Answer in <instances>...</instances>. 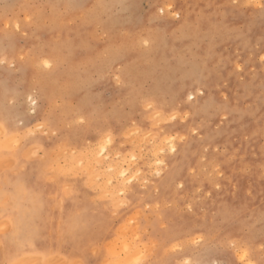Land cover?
Here are the masks:
<instances>
[{
  "label": "rangeland",
  "instance_id": "rangeland-1",
  "mask_svg": "<svg viewBox=\"0 0 264 264\" xmlns=\"http://www.w3.org/2000/svg\"><path fill=\"white\" fill-rule=\"evenodd\" d=\"M49 3L60 4L62 0H0V60L7 61L0 64V102L6 90L21 97L31 94L34 85L45 94L54 92L71 75L70 65L63 61L70 55L75 57L72 49L82 39L79 22L75 16L66 19L60 15V9L55 13L48 9L41 17L42 10L37 6ZM129 3L132 5L129 9H113L106 22L111 24L113 32L124 33L137 46L129 48L110 68H93L87 73L92 86L67 101V116L71 119L73 108L82 105L90 110L95 122H104L126 110L138 112L145 94L183 108L190 121L187 129L196 135L181 131L186 137L183 147L177 141L179 150L175 156L169 153L171 163L166 162L158 183L152 177V172L157 170L154 160L150 162V171L145 173L144 168L140 171L150 191L162 189L156 202L162 206L165 202L169 204L178 221L177 235L191 231L195 232L193 238L202 236L201 250L222 235L243 242L256 264L261 259L260 217L264 210V61L261 59L264 24L255 10L234 6L233 0H129ZM169 6L175 13L169 11ZM16 23L21 25L19 32L5 27ZM140 38L150 40L147 53L138 46ZM105 39L101 31L96 43L103 44ZM42 60L50 61L53 68L43 69ZM80 60L86 57L81 56ZM190 92L194 93L193 100L188 99ZM144 119L150 121L152 115ZM128 132L129 143L133 138L137 141L147 135L146 130L136 128ZM206 150L214 155L216 166L223 171V176L217 177L219 187L203 182L193 187L189 179L192 173L189 166L193 164L196 175H202L198 161L203 160ZM6 157L0 153V164ZM11 160L2 164L0 174L5 169H16V161ZM177 181L186 183L179 196L175 188ZM48 183L50 187L45 190L48 205L44 212L46 216L51 214L59 227L70 210L69 200L63 193L58 196L61 192L58 183ZM77 195L75 212L90 221L91 235L107 237L95 248L96 255L100 247L107 251L106 246L110 245V249L118 251L121 239L131 240L141 235L140 216L136 213L112 215L108 205L98 195L90 194V190L77 189ZM184 200L191 205L190 211L188 205L180 203ZM14 207L18 210L10 223L0 216L2 224L7 222L9 232L13 231V224L23 227L30 218L31 197L21 193ZM222 209L228 210L229 219H225ZM124 230L127 239L121 234ZM48 235L52 244L51 230ZM112 240H116L113 243L118 248ZM209 259L238 260V256L227 250L212 253Z\"/></svg>",
  "mask_w": 264,
  "mask_h": 264
},
{
  "label": "snow or ice",
  "instance_id": "snow-or-ice-1",
  "mask_svg": "<svg viewBox=\"0 0 264 264\" xmlns=\"http://www.w3.org/2000/svg\"><path fill=\"white\" fill-rule=\"evenodd\" d=\"M233 3L255 10L264 24V0H233ZM37 7L42 10L41 17L48 9L53 13L62 10L60 15L66 19L75 16L82 39L72 49L75 57L70 55L63 61L70 65L69 79L54 92L45 94L34 85L31 94L21 97L15 91L6 90L0 102V153L16 161L15 170L6 169L0 174V216L13 219V213L18 210L14 205L21 193H27L32 204L31 216L23 227L13 224L11 232L6 226L0 227V264H253L243 242L222 235L210 247L201 250L202 236L193 238L195 232L191 231L177 235L178 221L169 210V204L165 202L162 206L156 202L160 200L162 189L150 191L148 181L140 171L141 168L145 173L150 171L152 165L145 166L146 161L154 160L157 170L152 172V177L157 178L158 183L166 162L171 163L169 153L175 156L179 150L177 141H181L179 147H183L186 137L181 131L196 135L187 129L190 121L183 108L145 94L138 112L126 110L104 122H95L90 110L82 105L73 108L71 119L67 116V101L92 86L93 81L87 73L93 68H110L129 48L137 46L136 41L129 40L124 33L113 32L111 24L106 22L113 9L131 8L129 0H98L96 3L62 0L60 4ZM169 11L175 13L171 6ZM5 27L19 32L21 25ZM101 31L107 39L103 44H97ZM138 46L147 53L150 40L140 38ZM81 56L86 60H80ZM261 59L264 61V57ZM6 62L0 60V64ZM40 66L45 70L53 68L48 60H42ZM188 99L193 100V97L189 95ZM149 115L152 119L146 121L144 117ZM132 128L147 131L142 143L136 140L129 143L126 133ZM69 159L70 164L66 163ZM198 163L202 171L200 176L196 175L195 164L189 166L192 186L198 187L203 182L219 187L217 177H222L223 171L216 166L214 155L206 150L203 160ZM57 164L62 166L57 167ZM21 165H24L23 169ZM49 181L58 183L61 189L58 196L63 193L69 200L70 210L59 227L51 214L46 216L44 212L48 205L45 190L50 187ZM175 188L179 196L186 183L177 181ZM77 189L98 195L112 215H139L141 235L125 240L118 251H105L100 247L99 255H96L93 249L102 245L107 237L91 235L90 221L75 212L79 199ZM180 203L188 205L187 200ZM188 207L190 211L191 205ZM221 211L226 220L230 218L228 210ZM260 226L261 259L256 264H264V210ZM50 230L52 244H49ZM227 250L234 252L238 260L209 259L210 254ZM186 256L191 258L185 259Z\"/></svg>",
  "mask_w": 264,
  "mask_h": 264
},
{
  "label": "bare ground",
  "instance_id": "bare-ground-1",
  "mask_svg": "<svg viewBox=\"0 0 264 264\" xmlns=\"http://www.w3.org/2000/svg\"><path fill=\"white\" fill-rule=\"evenodd\" d=\"M162 9H163V8H162ZM127 75H128V74H127ZM42 89H43V88H42ZM45 89H46V88H45ZM43 90H44V89H43ZM198 92H200V91H198ZM189 94H190L192 97H193V95H194V93H191V92H190ZM25 95H26V94H25ZM193 99H194V97H193ZM136 131H137V130H136ZM138 131H139V130H138ZM129 133H130V132H128V134H129ZM136 133H137V132H136ZM139 133H140V132H139ZM137 138L139 139V137H137ZM141 138L143 139V137H141ZM141 138H140V139H141ZM140 139H139V140H140ZM130 140H131V139H130ZM133 140H134V138H133ZM135 140H136V138H135ZM139 140H137V142H138ZM143 140H144V139H143ZM141 141H142V140H140L139 142H141ZM130 142H131V141H130ZM142 142H143V141H142ZM163 146H164V145H163ZM69 160H70V159H69ZM1 161H3V163H4V162H8V161H13V160H11V159H8V160H7V157H6V160H5V158H4V159H1ZM69 162H71V161H69ZM69 162H67V163L70 164ZM3 163H2V164H3ZM8 163H10V162H8ZM8 163H6V164L8 165ZM13 163H14V162H13ZM13 163H12V164H13ZM146 163H147V161H146ZM149 163H150V162H149ZM2 164H0V169H1V167H4V165H2ZM1 165H2V166H1ZM147 165H148V163H147ZM147 165H146V166H147ZM5 166H6V165H5ZM56 166L58 167L59 165L57 164ZM60 166H62V165H60ZM10 167H11V166H10ZM14 167H15V166H14ZM5 170H6V169H5ZM27 195H28V194H27ZM94 195H95V194H94ZM28 196H29V195H28ZM92 197H93V196H92ZM94 197H95V196H94ZM90 198H91V197H90ZM95 198H96V197H95ZM59 199H61V198H59ZM93 202H94V201H93ZM59 203H60V201H59ZM57 204H58V203H57ZM54 205H55V203H54ZM57 206H58V205H57ZM60 206H61V203H60ZM60 206H59V209H60ZM52 207H53V206H52ZM59 211H60V210H59ZM15 216H17V215H15ZM138 216H139V215H138ZM14 218H15V217H14ZM130 219H131V218H130ZM127 220H128V219H127ZM132 220H133V219H132ZM2 222H3V221H0V224L2 225V226H1V225H0V226H1V227L6 226L5 223H7V222H4V224H2ZM9 223H10V220H9ZM11 223H13V221H12ZM128 224H129V223H128ZM57 225H58V224H57ZM123 225H124V224H123ZM129 225H130V224H129ZM7 226H8V224H7ZM127 226H128V225H127ZM8 227H9V226H8ZM120 227H121V226H120ZM125 227H126V226H125ZM126 228H127V227H126ZM11 229H12V228H11ZM123 229H125V228L123 227ZM132 229H133V228H132ZM121 230H122V229H121ZM121 230H120V232H121ZM118 231H119V230H118ZM135 231H136V230H135ZM120 232H118L119 235H120ZM123 232H125V230L122 231V233H121L122 235H123ZM125 233H126V232H125ZM125 233H124V234H125ZM119 235H118V237H119ZM126 235H127V234H126ZM127 236H128V235H127ZM134 236H135V235H134ZM123 237H124V235H123ZM120 238H122V237H120ZM120 238H119V239H120ZM124 238L127 239V237H124ZM116 240H117V239H116ZM116 240H112V244H113V245H115V243H113V242H115ZM110 241H111V240H110ZM117 241H118V240H117ZM122 241H124V239H123V240L121 239V241H120L121 243H119V245L122 244ZM107 244H108V242H107ZM116 244H117V243H116ZM115 246H116V245H115ZM107 247H109L108 249L111 248L110 245H107L106 248H107ZM116 247H117V246H116ZM117 248H118V247H117ZM112 249H113V247H112ZM96 250H97V249H96ZM96 250L94 249L93 251L96 252ZM29 258H30V257H29ZM57 258H58V257H57ZM31 259H36V258H34V257L32 258V257H31ZM58 259H59V258H58Z\"/></svg>",
  "mask_w": 264,
  "mask_h": 264
}]
</instances>
